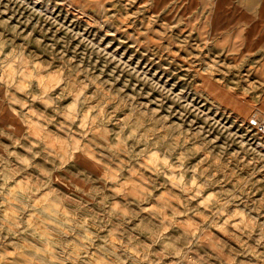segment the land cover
Returning <instances> with one entry per match:
<instances>
[{
    "label": "rangeland",
    "instance_id": "rangeland-1",
    "mask_svg": "<svg viewBox=\"0 0 264 264\" xmlns=\"http://www.w3.org/2000/svg\"><path fill=\"white\" fill-rule=\"evenodd\" d=\"M264 0H0V264H264Z\"/></svg>",
    "mask_w": 264,
    "mask_h": 264
},
{
    "label": "built area",
    "instance_id": "built-area-1",
    "mask_svg": "<svg viewBox=\"0 0 264 264\" xmlns=\"http://www.w3.org/2000/svg\"><path fill=\"white\" fill-rule=\"evenodd\" d=\"M256 128L260 132V134L264 137V121H262L261 123H257Z\"/></svg>",
    "mask_w": 264,
    "mask_h": 264
}]
</instances>
